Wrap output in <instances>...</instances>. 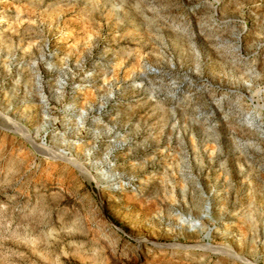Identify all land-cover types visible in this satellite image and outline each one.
<instances>
[{"label": "rangeland", "instance_id": "rangeland-1", "mask_svg": "<svg viewBox=\"0 0 264 264\" xmlns=\"http://www.w3.org/2000/svg\"><path fill=\"white\" fill-rule=\"evenodd\" d=\"M0 264H264V0H0Z\"/></svg>", "mask_w": 264, "mask_h": 264}, {"label": "bare ground", "instance_id": "bare-ground-1", "mask_svg": "<svg viewBox=\"0 0 264 264\" xmlns=\"http://www.w3.org/2000/svg\"><path fill=\"white\" fill-rule=\"evenodd\" d=\"M84 116L83 117H81V120L83 121L84 120ZM81 127V126H80ZM80 130V129H79ZM78 131V130H77ZM59 152V151H58ZM60 153V152H59ZM61 155L63 156V157H66L68 160H73V159H75L74 158V156H72V154H70V151H64V152H62L61 153ZM77 160V159H76ZM69 162V161H68ZM77 165H79L80 167H83L84 169H85V171H89L81 162H79V161H77ZM89 173V172H88ZM92 177V176H91ZM229 219V218H228ZM207 245H208V247H210V248H213V249H216V250H219L220 252H222V253H225V254H227V249H229V247H227V246H215V248L214 247H212L210 244H206V247H207ZM196 246V245H195ZM136 250V249H135ZM229 254L228 255H230L231 253L233 254V252H230V250H229V252H228Z\"/></svg>", "mask_w": 264, "mask_h": 264}]
</instances>
